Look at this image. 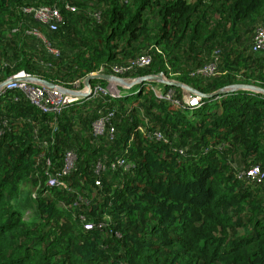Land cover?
I'll list each match as a JSON object with an SVG mask.
<instances>
[{
	"label": "trees",
	"instance_id": "16d2710c",
	"mask_svg": "<svg viewBox=\"0 0 264 264\" xmlns=\"http://www.w3.org/2000/svg\"><path fill=\"white\" fill-rule=\"evenodd\" d=\"M40 6L60 11L55 31L26 12ZM263 21L264 0H0V83L24 72L73 89L149 56L120 77L163 73L204 95L264 89V51L244 47ZM152 88L182 103L180 89L147 82L58 112L0 93V264H264V182L238 178L264 174V96L193 108ZM100 118L113 139L96 134ZM66 151L74 167L50 187ZM115 159L129 167L112 170Z\"/></svg>",
	"mask_w": 264,
	"mask_h": 264
},
{
	"label": "built area",
	"instance_id": "2783aa9c",
	"mask_svg": "<svg viewBox=\"0 0 264 264\" xmlns=\"http://www.w3.org/2000/svg\"><path fill=\"white\" fill-rule=\"evenodd\" d=\"M68 8V7H67ZM71 12H74V8H68ZM26 12L32 16V18L41 24L42 26L48 28L51 31H55L58 26L62 23L63 18L60 14V11L58 8L54 6H40L34 9H27ZM36 35H38L35 32ZM249 51L251 53H260L264 51V21L262 24L258 26V28L255 31V34L251 40ZM53 54H57L56 51H52ZM151 63V58L149 56H140L138 57L134 62L131 63L129 68H121V67H114L112 75L120 77V75H123L125 72L128 71V69L132 67H147ZM216 64H217V58L214 57L212 61L208 64H206L202 69L198 70L196 74L198 76H209L214 73L216 70ZM97 74H102V72H98ZM24 72H20L13 77H24ZM14 90H20L23 92L25 97L28 99V101L35 107L39 108L43 112H58L62 109L63 106L70 104L72 102H75L77 98L71 97L69 95L62 94L58 91H49L44 88L29 84L27 82H13L7 84L5 87L2 88L1 92L6 91H14ZM85 91V90H84ZM90 92V98H98V97H104L107 95L117 97L118 91L113 87V85H100L96 84L92 86L89 90ZM154 94L156 98L160 100H165L173 105L176 106H184V103L189 107H198V101L199 97L191 95V94H185L182 96V103L179 99L175 97V94L172 90H169L167 93H161L156 90H154ZM108 119L100 118L97 120V135H102L103 133H106L109 137V139H113L114 137V127L110 126L109 124H106ZM152 138L161 141L163 140L162 135L159 132H155L152 135ZM180 155H183L182 151H179ZM76 161V155L73 151H66L64 154L63 159V167L60 172L50 176L48 179L47 185L50 187L59 185V178L61 176L68 175L71 170L74 167V163ZM129 167V164L123 160V159H115L114 162L111 163L110 168L112 170L122 169L125 170ZM102 169L101 165L96 166V172L100 171ZM238 178L240 179H246L248 181H256L258 183L264 182V174L260 172V169L258 166L251 167L245 171L238 173ZM96 185H99V182H96ZM86 228H89V226H86Z\"/></svg>",
	"mask_w": 264,
	"mask_h": 264
},
{
	"label": "water",
	"instance_id": "95a60500",
	"mask_svg": "<svg viewBox=\"0 0 264 264\" xmlns=\"http://www.w3.org/2000/svg\"><path fill=\"white\" fill-rule=\"evenodd\" d=\"M93 80L104 81L108 85H113L115 88L117 87L131 88L135 85H139L145 82L157 83V84L163 85L168 88H178L184 92H187L189 94L196 95L199 98H205V99L218 98L219 96L226 95L228 93H232L234 91H239V90L249 91V92H253V93L264 96V89L258 88L252 85H231V86L224 87L218 91H215L211 94L204 95V94L197 92L196 90H194L193 88L185 84L165 78L162 73L151 74V75H147V76H143V77H139L135 79H126V78L116 77V76L109 75V74H91L87 76L86 78H84L82 81V85L87 90V92H83V91H79L75 89H67L61 86L54 85L45 80L32 77L29 75H25L24 77H12L0 83V93H1L2 88L5 87L9 83L27 82L29 84L44 88L49 91H58L62 94L69 95L71 97H79L82 99H88L90 97L89 90L91 88V82Z\"/></svg>",
	"mask_w": 264,
	"mask_h": 264
},
{
	"label": "clouds",
	"instance_id": "9594fccd",
	"mask_svg": "<svg viewBox=\"0 0 264 264\" xmlns=\"http://www.w3.org/2000/svg\"><path fill=\"white\" fill-rule=\"evenodd\" d=\"M97 74V73H96ZM102 74H104V73H102ZM163 74V73H162ZM114 76V75H113ZM163 76H164V74H163ZM13 77V76H12ZM11 77V78H12ZM116 77H118V76H116ZM165 78H167L166 76H164ZM122 78V77H121ZM168 79V78H167ZM81 84H82V82H81ZM157 84V83H156ZM106 85H108L107 83H106ZM105 85V86H106ZM160 85V84H159ZM94 86V85H93ZM91 87H92V85H91ZM114 87V86H113ZM82 88V90H79V89H81ZM115 88V87H114ZM123 88V87H122ZM73 89H75V90H79V91H83V92H87V90L83 87V85H82V87H79V85L77 84ZM117 91H118V96H119V90H118V87L117 88H115ZM124 89H126V88H124ZM128 89V88H127ZM153 89V91L154 90H156V91H158V92H160L159 90H157V89H155V88H152ZM85 90V91H84ZM169 91V90H168ZM167 91V92H168ZM182 91V90H181ZM162 93V92H161ZM164 93V92H163ZM184 93L185 94H189V93H187V92H184L183 91V95H184ZM192 95V94H191ZM194 96H196V95H194ZM75 98H77V100L76 101H78V100H81L82 98H79V97H75ZM182 98V97H181ZM88 99H92V98H88Z\"/></svg>",
	"mask_w": 264,
	"mask_h": 264
},
{
	"label": "rangeland",
	"instance_id": "374dc122",
	"mask_svg": "<svg viewBox=\"0 0 264 264\" xmlns=\"http://www.w3.org/2000/svg\"><path fill=\"white\" fill-rule=\"evenodd\" d=\"M248 41H249V40H248ZM249 43H250V42H247L246 45L244 46V47H245V50H246L247 52H248V50H249ZM136 86H137V85H135V86H133V87H131V88H128V89L126 88V90H127V91H132V90H134V89L136 88ZM121 88H122V87H121ZM123 89H124V88H123ZM79 90H82V88L79 89ZM181 93H183V91H181ZM94 129H95V132H96V131H97V125H95V128H94ZM97 132H98V131H97Z\"/></svg>",
	"mask_w": 264,
	"mask_h": 264
}]
</instances>
